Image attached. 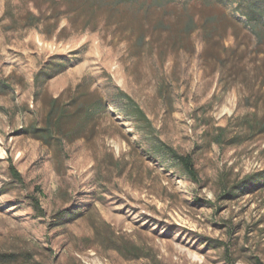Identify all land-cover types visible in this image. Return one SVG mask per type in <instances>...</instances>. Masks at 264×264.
I'll return each mask as SVG.
<instances>
[{"label":"rangeland","instance_id":"374dc122","mask_svg":"<svg viewBox=\"0 0 264 264\" xmlns=\"http://www.w3.org/2000/svg\"><path fill=\"white\" fill-rule=\"evenodd\" d=\"M0 86V264H264V0H0Z\"/></svg>","mask_w":264,"mask_h":264},{"label":"trees","instance_id":"16d2710c","mask_svg":"<svg viewBox=\"0 0 264 264\" xmlns=\"http://www.w3.org/2000/svg\"><path fill=\"white\" fill-rule=\"evenodd\" d=\"M254 30V29H253ZM1 86H0V90H1ZM118 93L123 96L126 100L127 103L129 104V108H131V112L130 114L132 115L133 118H135L136 120L145 122L147 124H149V119L147 118L146 114L144 113V111L137 106L133 100L123 91L118 90ZM53 103L56 102V98H54L52 100ZM254 126V125H253ZM258 128H259V132H263L264 131V116L262 119H260L259 123H258ZM220 132L219 134H217L216 136V142L218 144H222L223 142V132H224V128L221 127L219 128ZM169 151L171 152L172 156L177 160V162L179 163L180 167L182 168V170L189 176V178L191 180H193L194 182H199V177H198V172L195 168L194 162L191 158L190 155H183V154H178L175 150H173L172 148H169ZM8 170L9 173L11 175V177L16 180L19 183H22V176L20 174V172L16 169L15 165L13 164V161L11 158H8ZM36 205H37V200H35Z\"/></svg>","mask_w":264,"mask_h":264}]
</instances>
